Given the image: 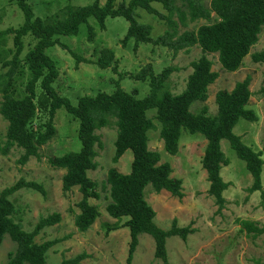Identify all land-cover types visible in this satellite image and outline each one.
Here are the masks:
<instances>
[{
	"label": "trees",
	"instance_id": "16d2710c",
	"mask_svg": "<svg viewBox=\"0 0 264 264\" xmlns=\"http://www.w3.org/2000/svg\"><path fill=\"white\" fill-rule=\"evenodd\" d=\"M24 14V23L19 29L0 31V48L10 36L13 37L11 61L4 64L7 73L0 76V95L2 102L0 114L8 123L6 141L0 146L3 156L17 148L22 150L19 164L25 166L32 158L41 159L40 150L56 135L54 119L61 110H65L78 123V139L81 148L77 152H68L61 156L49 158L52 168L66 171L63 176V191L72 193L78 190L81 195L77 203L79 213L75 218V226L81 233L88 232L100 216L98 208L91 201L100 200L98 185L89 177V172L97 171L99 164L98 149L101 140L97 132L111 126L115 120L117 138L115 141L114 163L122 161L127 152H132L133 162L129 173H122L112 168L108 171L106 183L110 187L111 203L106 210L116 220L128 218L126 227L130 232V245L126 264H133L134 255L142 234L151 236L155 241V257L169 264L167 240L178 237L184 241L194 233L190 227L180 228L177 220L173 221L169 230H163L155 223L156 212L146 200V189L151 186L156 193L169 192L182 199L183 181L172 177L173 168L169 163H161V155L149 149V132L155 125L148 117V112L155 110L157 121L161 126L160 138L167 154L176 156L180 149L183 132L200 135L207 141L202 160L203 169L210 183L209 195L212 196L219 209L224 208V192L229 188L221 171L230 163L222 151L221 143L227 140L231 148L243 160L253 178L251 193L263 190L262 174L264 160L262 152H256L244 145L241 138L234 134V129L241 120L255 123L259 117L254 110L248 108L253 96L250 90L252 77L238 82L233 91L222 90L216 95L218 111L215 116L209 114V108L203 107L198 114L191 111L195 103H204L209 99V87L219 78L213 71V62L209 55H217L222 68L227 73L239 71L248 56L254 64L264 65V49L251 54L253 47L259 42L264 30V0H211L209 6L205 0H130L115 6L116 0H107L104 6L96 0L85 7L68 6L63 20H43L35 16L28 0H16ZM159 3L168 16L154 8ZM181 7H178L177 4ZM185 9V10H182ZM148 14L169 24L171 30L154 39L153 27L138 22V11ZM190 21L200 19L210 21L214 15L217 21L203 25L197 31L177 32L175 13L185 23V12ZM110 18H124L129 28L124 44L134 40L137 45L162 46L178 53L199 47L203 55L192 62V74L188 77L185 90L174 95L166 89V83L173 73L172 68L159 75L151 74V92L139 99L136 94L126 92L119 83L113 93H99L94 97L84 96L74 106L68 98L62 97L54 84L60 72L56 62L49 56V49L57 45V37L77 36L83 25L95 19L102 28ZM32 37L36 42L24 57L28 71V79L24 90L14 85L25 76L21 68L22 54L25 50V39ZM112 54H105L98 64L102 69L110 67ZM21 68V69H20ZM146 73L137 78L146 80ZM40 89L49 101L50 120L37 130H32L37 115V90ZM264 95V87L261 89ZM23 189H33L43 196L46 191L35 182L20 180L14 186L0 193V248L6 236L17 244L14 253L9 254L8 264H48L47 258L51 248L59 240L38 244L36 238L47 227L61 222L62 217L56 213L41 217L30 232L24 231L22 225L16 223L14 216L17 209L11 197ZM242 227L253 240L264 235V226L253 221H241ZM87 258L82 254L73 259H63L58 264H80ZM257 264H261L259 261Z\"/></svg>",
	"mask_w": 264,
	"mask_h": 264
},
{
	"label": "rangeland",
	"instance_id": "374dc122",
	"mask_svg": "<svg viewBox=\"0 0 264 264\" xmlns=\"http://www.w3.org/2000/svg\"><path fill=\"white\" fill-rule=\"evenodd\" d=\"M95 1L28 0V3L36 17L51 21L63 20L68 6L85 7ZM99 1L101 6L107 2ZM129 1L116 0L115 6ZM210 1L205 0V5L209 6ZM177 6L181 7L179 3ZM154 8L168 16V12L159 3H155ZM185 16V23L177 13L173 16L179 35L185 31H197L199 27L217 21L214 15L210 21L200 19L196 22L190 21L187 12ZM137 19L139 23L153 27L154 39L171 30L167 22L144 10L138 11ZM23 23L24 14L16 0H0V31L19 29ZM128 28L129 24L124 18L108 19L105 28L95 19H90L88 25L81 27L77 36L55 38L58 43L49 49L48 54L56 62L60 72L54 84L58 93L76 106L84 96L94 97L102 92H115L116 83H119L126 92L136 94L141 99L151 92V74L159 75L172 68L173 73L166 83V89L174 95L181 94L193 72L191 64L203 55L202 50L194 47L189 51L174 53L162 46L137 45L134 40L124 44ZM35 43L32 37L25 39V50L21 57V68L24 69L25 76L14 84L19 91L24 90L28 79L24 57ZM11 49L12 36L0 48V76L8 71L4 64L12 59ZM263 49L264 30L251 54ZM108 53L112 54L110 67L102 69L98 61ZM209 58L213 62V71L218 73L219 78L209 87V99L204 103H195L191 111L198 114L207 106L209 114L215 116L218 111L217 93L222 90L233 91L238 82L244 81L248 76L252 77L250 90L253 96L248 108L255 111L259 121L252 123L241 120L235 127L234 134L241 138L244 145L262 152L264 160V95L261 94L264 87V65L254 64L251 56H248L239 71L227 73L220 65L217 55H209ZM141 73H146V80L137 78ZM2 100L0 95V105ZM36 104L38 112L32 130L39 129L50 120L49 101L40 89L37 90ZM148 117L155 125V129L149 132V149L160 153L161 163L172 166V177L183 181L184 194L179 199L167 191L156 193L151 186L147 187L146 200L156 212L155 223L161 229L169 230L173 221L177 220L178 227H190L194 230L186 241L178 237L167 240L169 264H257L258 261L264 264V235L253 240L241 225V221L248 220L264 226V168L263 190L251 193L253 178L246 163L238 157L227 140L222 141V151L230 163L221 171L229 188L223 194L226 202L220 211L215 199L209 195L210 183L202 166L207 146L205 138L183 132L179 153L171 156L166 153L160 138L161 126L157 121L156 111H149ZM54 125L56 135L41 148L40 160L32 158L23 166L19 164L23 153L21 149L15 148L7 156L0 154V193L20 180L35 182L46 191L45 196L33 189H23L13 195L11 201L18 211L14 216L15 222L21 224L24 231L30 232L41 217L56 213L61 215L60 223L45 228L36 238L38 244L59 240L48 253V264H58L63 259H73L82 254H86L87 258L80 264H126L131 241L129 229L125 225L128 218L116 220L108 215L106 208L111 200L106 180L108 171L112 168L124 174L130 172L132 152H127L121 162H113L117 138L115 120L111 121L110 127L97 132L102 144L98 149L99 168L89 172V177L98 185L101 198L91 202L98 208L100 216L88 232L81 233L75 226V218L79 213L77 203L81 195L78 190L65 193L62 179L66 171L54 169L49 164V158L53 156L80 150L78 123L65 110H61L54 119ZM7 128L8 123L0 114V146L6 141ZM155 248L154 239L142 234L133 264H165L155 257ZM16 249L17 244L6 236L0 248V264H8L9 254Z\"/></svg>",
	"mask_w": 264,
	"mask_h": 264
}]
</instances>
